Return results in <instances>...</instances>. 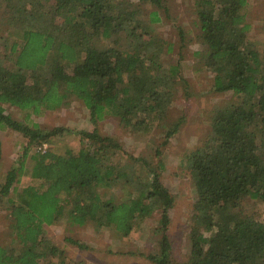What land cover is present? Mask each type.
Segmentation results:
<instances>
[{"label": "trees", "instance_id": "1", "mask_svg": "<svg viewBox=\"0 0 264 264\" xmlns=\"http://www.w3.org/2000/svg\"><path fill=\"white\" fill-rule=\"evenodd\" d=\"M136 1L0 0V20L21 29L20 43L0 47V127L26 137L25 151L48 145L31 155L29 184L15 187L22 165L0 184L16 242L0 245V264H84L68 261L62 250L57 262L48 260L58 248L43 238V225L66 218L128 235L155 213L158 248L139 252L152 264H264V217L242 209L247 198L264 202V51L249 38L248 0H193L203 46L197 58L213 73V91L232 98L212 107L207 134L185 157L195 199L182 260L172 256L174 196L161 180V158L129 154L115 135L96 128L79 131L78 149L60 151L55 140L64 127L42 129L5 113L4 104L39 115L77 100L94 124L113 116L134 132L162 127L165 146L182 124L167 115L185 79L178 66L166 69L165 40L148 33L140 14L143 3L166 10V0ZM158 19L153 10L149 24ZM1 146L0 140V159ZM114 190L124 194L117 200Z\"/></svg>", "mask_w": 264, "mask_h": 264}, {"label": "rangeland", "instance_id": "2", "mask_svg": "<svg viewBox=\"0 0 264 264\" xmlns=\"http://www.w3.org/2000/svg\"><path fill=\"white\" fill-rule=\"evenodd\" d=\"M165 4L167 9L163 10L155 5L143 3L140 12L144 17L142 21L144 26L148 27L145 28L148 33L156 40H165L161 58L166 69L170 71L178 66V75L185 79L179 80L176 84L167 115V120L180 116L182 124L165 146L161 144L162 127L153 128L145 133L134 132L123 128L113 116H105L94 124L90 120L89 111L77 100L70 101L64 107L45 110L39 115H27V110H20L7 104H4V107L5 113L10 114L15 120L27 122L30 126L35 123L42 129L64 127L65 131L55 140L56 148H60V151L66 147L78 149L81 145L79 131H91L96 128L101 133L115 135L124 151L129 154L143 156L153 163L161 158L164 163L161 180L174 196L168 231L173 245L172 256L174 259L182 260L188 252L191 230L189 216L195 199L185 157L207 134L212 107L232 98V95L213 91V73L203 68L197 58V53L203 46L198 36L193 0H166ZM153 10L158 11L159 19L149 24L150 13ZM246 21L250 24L251 43L264 51V0L247 1ZM181 33L183 40L180 39ZM20 35L21 29H14L0 20L2 50L6 47H3L4 43L8 46L13 41L20 43ZM0 140L2 142L0 184L3 183L9 169L22 165L23 174L18 176L19 181L15 183L16 189H20L30 182L29 171L33 163L31 155L39 146L32 144L25 151L27 138L10 127H0ZM44 144L48 147L47 143ZM157 149L159 155H156ZM114 192L117 200L124 194L120 190ZM11 196H14L13 192ZM105 197H110L109 189L106 190ZM242 209L245 213L253 214L260 219L264 217L263 201L247 198L242 201ZM9 214L4 200L1 201L0 245H16L10 237ZM157 218V213L151 215L128 235L118 233L113 227L95 230L90 224L78 225L66 218L57 219L52 224L43 225V238L58 248L57 254L50 253L47 259L57 262V255L62 250L68 261H83L84 264H152L139 252L148 253L158 248V238L152 234ZM70 239L77 240L85 246L78 247Z\"/></svg>", "mask_w": 264, "mask_h": 264}, {"label": "built area", "instance_id": "3", "mask_svg": "<svg viewBox=\"0 0 264 264\" xmlns=\"http://www.w3.org/2000/svg\"><path fill=\"white\" fill-rule=\"evenodd\" d=\"M46 148H47V147H46V144H42L41 146H39V149H40L41 151H44Z\"/></svg>", "mask_w": 264, "mask_h": 264}]
</instances>
